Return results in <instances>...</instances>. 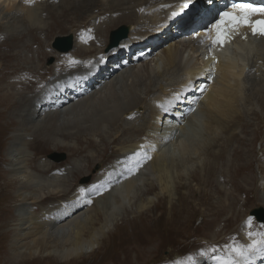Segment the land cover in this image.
<instances>
[{"label":"bare ground","instance_id":"bare-ground-1","mask_svg":"<svg viewBox=\"0 0 264 264\" xmlns=\"http://www.w3.org/2000/svg\"><path fill=\"white\" fill-rule=\"evenodd\" d=\"M177 1L178 0H111L106 4L108 5L107 8H102L100 4L101 0H58V4L53 3L52 0H35L33 5H26L23 3V0H0V31L2 30V33L5 32V38L2 41L7 42H0V46H5V48L9 49L6 53H0V59H5L3 61L6 66V68L1 67L0 64V70L2 69L1 71L8 76L12 75L11 73H13V75L17 74L15 76L17 78L16 80L12 76L13 79L17 81V84L20 83L22 86H28L32 89L30 91L31 95L29 94L30 97L29 95L25 97V95L16 94L17 99L15 98L16 102L14 101L13 103V112H19L20 116L18 117H21V119L17 120V118L15 119L13 116L12 123L15 127L13 133H11V137H9V139L7 138L9 141V150L7 151L9 155L7 164L9 165V170H7V172L9 173L10 183L3 180L0 182V203L3 204L5 202L6 204L12 200L13 202H18V204L11 206L14 211H17V215L13 214L14 227L13 235L10 238V254L12 257L7 260V264H41L42 262H39L40 259H44V262H48V259H51L60 264H79L81 260L83 261L84 258L88 257L91 258L89 264H139V262L141 264L143 262L142 260L139 262L136 261L157 251V247H159L158 243L160 242H157L159 239L160 227L156 225V227L153 228L150 226L145 228L143 227L145 223L148 221L150 222L152 217L158 224L164 219V223L168 225L169 228L174 225H181L183 222L179 219L180 215L179 213L177 214L172 205V200L174 198L172 176L174 168L179 167V163H174V161H178L179 159H177V157L180 158L182 155H184V157L178 162H181V160L183 161V159L190 155H195L196 153L202 154V152L205 155H209L212 161L214 159H222L223 152L215 153L214 151L219 136L223 137L221 145H225L224 147L231 143V141L237 140L236 143L238 147L234 149V156H232L236 159L237 163L235 162L232 164L234 169L228 178H225L232 186L233 194L227 193L224 189H219L218 187L220 186L216 187L214 190L216 194L222 195V198H218L217 202L224 206L221 207V211L219 209L217 210L216 216L211 220V223H217V226H215L214 232L210 233L208 238L212 239V242L208 244L210 247L214 246L215 242L213 239L215 240L217 236L220 235L219 233H222L220 236L221 239L216 242V245L230 243L232 242L230 239L232 237H235L236 242L240 244L249 242L246 236V232L249 231V229L245 224L247 217H245L244 210L237 211L234 206L238 201L237 197L239 195H248L251 191V189L244 188L238 182L239 178L244 184L253 185V181L247 180V177L253 170H251V159L242 160L241 158L242 151L240 147L245 142L246 138L244 139L241 137L236 130L239 128L240 132L247 134L249 132L247 130L249 126H251V124L249 125V123L244 120V115L240 109V102L243 100L244 96L241 80L243 79L242 77L246 76L254 67L251 64L245 63L248 55L252 52L258 53L259 59H262L264 64V37H249V39L247 38L248 40L242 37L239 38L238 34L240 30L244 29L241 28L223 47L216 46L210 51L209 41L205 38V32H203L201 26L206 24V20H211V18H213L215 12L218 11L217 9H221L224 0H203V2L202 0H198L203 4L198 3L200 6L195 8L197 5V3H195L192 7V9H195L185 12L180 20L184 21L185 25H188L190 21L194 20L193 18H197L195 26L198 27V32H196L197 37H195V39H198V45L194 46L191 44L192 46L190 49L196 54L195 51L198 53L202 48L208 46L205 50H202L203 52L201 51L203 58L200 62L197 60L195 66L186 65L180 70V74L176 77V81L171 84H164L162 82L154 91L150 88H146V98L144 99H139L134 93L130 92L123 102L113 104V102L117 101V98L112 94V92H114L116 95L115 91H112V86L117 82L120 83V77H123L130 67L125 59L129 58L130 62H135V59L141 55L142 52L145 50L152 51L155 49L156 45L159 46L162 44L161 40L158 42V37L152 39H149L151 36L147 37L149 36V32L147 28H144L145 26L153 25L159 27L156 32L163 31L164 37L184 34L186 26H180L178 23L179 20L177 21L175 19L173 23L175 25V30H172V21H169L172 18L170 14L175 17L172 12H177L180 9L179 3L176 6ZM186 5L188 6V4ZM187 6L185 9H187ZM174 8L175 10H173ZM167 9L168 12L166 11ZM95 11L99 12L98 15L95 14L99 19H96V25L94 24L95 26L93 27V24L90 25L89 21L85 23V18H83V16L86 13L89 14ZM40 12H45L51 20L48 25L50 30L47 36L57 30L60 32L62 30L67 31L68 27L66 24L71 18L82 20V24L85 23V25L78 26L79 28L72 25L67 32L62 31V36L70 37V39L72 37L74 43L72 47H70L71 49L69 48L70 50L58 52L56 50L51 51L54 55L62 57V59L57 58L61 60H57V62H59L57 65L58 69L55 71L53 69L52 74L54 76L46 82L43 77L44 75H39L41 80L37 78L36 83L27 84L28 82L26 83L25 80L21 81L22 77L20 78V75L27 71L23 68L9 65L6 59L14 56V54H12L13 49L24 37L29 36L33 44H37V47L43 45L35 35L37 31L46 30L43 29V24L40 25L37 22V20L40 19L38 16ZM159 12H162L161 18L156 20V15H159ZM112 15H114V18H112ZM136 17L138 18L136 19ZM207 23L209 24V21ZM119 24L128 25V33L131 32L129 33L130 35L118 41L116 44H119L115 48H110L108 51L106 50L104 52L106 42H108V33ZM161 28L162 30L159 31ZM81 29H85L86 33L85 31H80ZM135 32H139L141 36L146 38H144V40H139L140 38L133 36ZM197 33H199V35H197ZM246 35L244 33V36ZM95 40L101 42L104 48L102 47L99 55L92 59L90 53L95 50L92 48ZM230 42L233 43V48H230ZM161 46H163V50L161 51L163 59L158 57L155 60V69L152 71L159 73L166 68L170 73L180 64L184 63L185 56L183 52H177L178 45L174 44V42H171L170 45L163 43ZM26 47H28V43ZM186 47H188V45ZM213 56L216 57L214 75H212L214 63L212 59ZM119 57L122 58L117 67L115 61ZM140 58L138 60H142L143 56ZM70 59L79 61V63H77L79 65L70 68V66H72L68 63ZM35 61H37V59ZM142 61H140V63ZM54 63H56V60ZM135 63L132 65H135ZM53 67L55 68L54 64L53 66L52 64L50 66L43 64L45 71L51 70ZM31 72L32 71H30V73ZM34 72L36 71L34 70ZM8 76H6L5 85L7 91L16 89L14 88L15 83L13 81L11 82V78ZM211 77H213V79ZM38 83H43L45 85L39 88L36 87ZM104 90L105 92L102 94V97L100 95L101 93L97 98L94 97L97 95L96 92H102ZM176 93L180 95L179 100L174 99ZM257 94L259 95L258 97L262 96L261 101L264 106V79L260 86L256 89L252 88L246 97L249 99L251 95L256 96ZM110 104L112 106H110ZM160 104L168 108V111L158 106ZM30 108H32L33 111L31 110L30 115L26 117L25 112L29 111ZM140 108L142 110L138 113L136 121L135 117L129 115L135 113V111H138ZM159 109L161 110L159 111ZM189 109L193 110L189 111ZM81 114L83 117L79 119L78 116L80 117ZM124 117H129L134 125L131 127H122L120 131L124 135H134L137 133L136 135L139 137L136 138L135 135L128 140L123 139L119 141V144L122 145L118 148V153L116 154L118 158L114 161V165L110 167L111 170L107 171V169H100L97 174L95 173L90 186H73L69 179L63 177L50 182L53 183L52 186L54 188H48L50 184L42 182L39 179L41 176L48 174L57 164L47 161L46 159L41 164L36 165L34 161L32 164L30 163L31 167L36 171V175H31L32 173L25 174L23 164L28 161L25 156L27 150L25 148L26 146H35L33 141L27 140L29 139L27 137L34 136L35 134L38 136L37 133L41 134L45 131L49 133L55 129L57 131L60 121H62L61 124L68 125L71 123L70 119H74L73 125L74 128L76 127V133L79 134H76L77 137L81 138V136H83L82 132L84 131H93L102 134L104 130H101L99 124L106 121L115 128V126L118 127L121 123L126 122ZM0 119L3 120L2 116H0ZM36 119L37 121H35ZM140 121H142V124ZM136 122L140 123L138 125L142 126V128L140 127L141 129L138 126L139 130L135 129ZM4 123H1V125L6 126ZM261 123L264 127V119ZM83 124H86L85 128H82ZM202 125L204 126L205 138L201 137L202 130L199 129ZM64 130L66 129L62 131ZM114 131L116 132V130ZM174 131L176 132L174 133ZM177 131L180 134H177ZM189 133L191 134L189 135ZM47 135L48 133H46V136ZM62 135H65V133ZM104 135H106V133ZM184 135L192 138V142H190V138H188V141L187 137H184ZM110 136L112 135L110 134ZM2 137L4 138V129H0V138ZM254 137V139L249 140L252 146H255L258 136ZM47 139L49 142L50 138ZM173 139H178V144L174 149H172V145L175 142ZM194 139L195 141L193 142ZM50 140H52V137ZM115 140L116 139H114L113 142ZM39 141L40 139H38V142ZM90 143L89 141V144ZM104 145L106 146L107 144L104 142ZM141 145L145 146L144 151L151 157V159L146 161L148 164H145L147 166L149 165V172L153 174L152 178L148 177L151 180L148 182L147 192L152 191L154 186H157L160 196L156 194L147 197L145 200H139L136 206V216L141 220L143 228H141V232L138 231L139 233H137V230L135 231L132 227V221H129L130 232H124L121 230V226H115L114 224L115 219L111 211H109V202H111L109 198L114 196V198H117L115 201L118 202L123 196H125V198L132 196L131 193L135 190L137 184L146 176V174L143 173L148 170L141 173L142 175L135 174L137 170L144 168L143 166H140L141 168L136 166V172L132 171L130 173L128 169L129 163L134 160L129 159V157H132L134 152L140 150ZM51 146L52 145L49 147ZM54 147L55 146H52V148ZM210 157H208V159H210ZM240 160L242 163L239 162ZM259 161H261V163L263 162L262 159ZM93 163L95 162L91 159L89 165L92 166ZM176 169L175 172H177ZM69 173L74 176L75 179H78L79 176L83 174L79 167L73 168ZM143 175L145 176L142 177ZM22 176L25 177L22 178ZM208 176L209 175H206V179H203L205 184L210 180H207ZM16 177L21 178V180L23 179V181L15 179ZM36 177H38V179ZM33 179L37 181L34 182ZM258 182L259 186L257 189L264 195V172L263 176L258 178ZM11 184H13L14 187L17 186V188L14 190L13 195H7L4 193V190L7 185ZM118 184H120L119 187L117 186ZM43 185H47L46 188H44ZM93 185H103V187L100 188V192L103 191V194L98 195L96 191H88L84 194L79 192L80 188L91 189ZM120 187L122 188V192L118 190ZM43 189L46 190V193L44 192V195L39 196L37 191L42 192ZM247 190H249V192ZM101 195L102 197H100ZM163 198L168 202L167 217L165 218L161 214L152 216L151 209L154 207L155 209H161ZM88 200H91L92 203H90L91 205L88 207V210H85V207L89 204L86 202ZM47 201H52L51 204L53 205L45 206L44 203ZM253 202L254 204L259 203L264 207L263 201L257 196L254 198ZM28 204H30L28 207L30 211L27 212L25 207H27ZM5 207H8V205L6 204ZM34 208L38 211H35ZM225 210L229 213V216L225 218L226 221H223L220 217L222 214L226 213ZM260 210L263 211L260 215L264 218V210ZM4 211V207L0 208V217L3 216ZM144 213L145 216L143 215ZM222 221L223 223H221ZM122 224L123 222H120V225ZM260 225L261 223H253L250 230L264 231V228H261ZM222 229L223 231L220 232ZM97 248H99L98 251ZM101 249L103 250L100 251ZM53 252L56 253V255H49V253ZM179 258H183V255H179L177 259ZM207 264H211V262L207 261ZM250 264H264V256H256Z\"/></svg>","mask_w":264,"mask_h":264},{"label":"rangeland","instance_id":"rangeland-1","mask_svg":"<svg viewBox=\"0 0 264 264\" xmlns=\"http://www.w3.org/2000/svg\"><path fill=\"white\" fill-rule=\"evenodd\" d=\"M109 1H111V0H101L100 4H101L102 8H107L108 5H106V4H108ZM52 2L55 4H58V0H52ZM202 2H203V0H202ZM202 2H199L198 0H185V1L184 0H178L177 1L176 6L179 3L180 9L177 12L176 11L172 12V13H175V17L172 16V14H170L172 18L169 21H172L171 22L172 30H175V27H174L175 25L173 24L175 19L177 21L179 20L178 23L180 24V26H182V27L186 26L185 27L186 30H185L184 34H177L176 36H173V37H166V36L164 37L163 31H161V30L166 24L159 30L161 32H156L159 28L157 26L155 27L153 25H150V26L144 27V28H147V30L149 32L148 33L149 36H147V37L151 36L149 39H152L154 37H158V42L161 40L162 44H160L159 46L156 45L155 49H153L152 51L145 50L144 52H142L141 55H139L138 57L143 56V59H142L143 61L138 60L139 59L138 57L135 59L136 63L130 62L129 58L125 59L126 63L128 65H130V67H129V70L123 75V77H120V79H121L120 83L117 82L114 86H112V91H115L116 95L114 94V92H112V91L111 92H112L113 96H115L117 98V101L113 102V104L114 103L118 104V103L123 102L125 97H127V94H129L130 92L134 93L137 98L139 97V99H144V98H146V93H145L146 88H150L151 90L154 91L157 89L159 84H162V82L164 84H171V83L176 81V77L180 74V70L183 69L186 65L195 66L197 64V60H198V62H200V60L203 58V54H202L203 51L202 50L203 49L205 50L208 46L205 48H202L200 51L198 50L199 51L198 53H197V51H195L196 54H194L193 50L190 49V47L192 45H194V46L198 45V43H197L198 39L197 38L195 39V37H197L196 32H198L197 31L198 27L195 26L197 18L196 17L193 18L194 20L190 21V23L188 25H185L184 21H181L180 18L183 16V14L185 12L191 10L195 3H197L195 8H197L198 6H200V4H203ZM198 3H200V4H198ZM186 4H188L187 9H185ZM176 6H175V8H176ZM161 8H163V7H161ZM175 8L173 10H175ZM194 9H192V10H194ZM98 11L93 12L94 14L93 13H89V14L86 13L83 16V18H85V23L87 21H89V24L90 25L93 24L92 26L94 27L96 25L97 20L99 19L95 15V14L98 15V13H99ZM166 11L168 12V9ZM39 14H38V16L40 17V19L37 20V22L40 25L43 24L44 26H42V27H43V29H46V30H43L45 33L42 30L37 31L35 33V35L43 45L41 47H39V46L37 47L36 46L37 44L36 43L33 44V41H31V38L29 36L24 37L23 40L18 42V44L15 46V48L13 47L14 49H13L12 54H14V56L6 59L7 63L9 65H13V67L23 68L28 73H30V71H32L30 74H28L27 72H23L20 75V78L22 77L21 81L25 80L26 83L28 82L27 84H29V83L31 84L33 82L36 83L37 78H38V80H41L39 78V75H44L43 77H44L46 82L49 81V79L52 76H54L52 74L53 69H54V71L58 69L57 65L59 62H57V60L62 59L61 56L54 55V53L51 52L52 50L53 51L56 50L58 52V50L52 46L54 38L59 37V36L62 37L63 32H67L68 29L70 28V26H72V25L74 27L77 26V28L85 25V23L82 24V22H81L82 20L71 18V19H69V21H72V22L67 21V24H66V26L68 27L67 31L62 30L63 32L62 31L60 32L59 30H57V31L53 32L52 34H49L48 36H50V37H48L47 34L50 30V27H48V25H49L51 20L49 19V16L45 12H40ZM158 14L159 15H156V20L161 18L162 12H159ZM215 14H216V16H215ZM215 14H214V16L217 18V15H218L217 11L215 12ZM113 16L114 15H112V18H114ZM115 17H117V16H115ZM215 17L211 18V20H209V19L206 20V23L208 21H209V23L213 22ZM92 18L95 20H93ZM137 18L138 17H136V19ZM91 19H92V21H91ZM119 25H126V24H119ZM119 25H117V27ZM128 25H129V23H128ZM128 25H126V26H128ZM21 28H23V27H21ZM127 28L129 29V26ZM80 31L84 32L85 29H81ZM4 33L5 32L2 33V30L0 31V39H1L0 42L1 43H7L5 41H2L5 38ZM85 33H86V31H85ZM129 33H131V32H129ZM129 33L127 32V35L125 38H127L130 35ZM244 33L246 35L245 29H241L239 34H238V37L239 38L242 37L244 39V37H245ZM57 34H60V35H57ZM77 35H78V32H77ZM86 35H88V34H86ZM133 36L140 38L139 40H144V38H146L144 36H141L139 34V32H135ZM247 38L249 39L248 34L246 35L245 40H248ZM70 40L72 41V44H73L74 39L71 37ZM171 42H174V44L178 45V50H177L178 53L183 52V54L185 56L184 57L185 58L184 63L180 64L175 70H173L170 73L168 72V70L166 68L162 72H159V73L152 71L153 69H155L154 68L155 60L158 57L163 59L162 53H161V51L163 50V46H161V45H163V43H165L166 45H170ZM27 43H28V47H26ZM106 44H107V42H106ZM118 44H116L114 47H111V48H115ZM187 45H188V47H186ZM229 45H230V48H233V46H234L232 42H230ZM102 47H103V45L101 42H99L98 40L94 41V46L92 48L95 50L90 53V55L92 56V59L96 58L99 55ZM32 48H33L34 53L32 52ZM108 49H110V48H108ZM108 49H107V45H106L104 52L106 50L108 51ZM7 51H9L8 48H5V46H0V53H6ZM57 58H61V59H57ZM121 58L122 57H119L115 61L116 66L118 64H120ZM36 59H37V61H35ZM3 60H5V59H3ZM3 60L0 59L1 67L6 68ZM55 60H56V63H54ZM32 61L33 62L35 61V62L33 63ZM140 61H142V62L140 63ZM21 63H22V65H21ZM134 63H135V65H132ZM245 63L251 64L254 67L251 69L250 72H248V74L246 76L242 77L243 79L241 80V82L243 84L242 90H243L244 96H243V100L240 102V109L242 111V114L244 115V120L247 121L249 123V125L251 124V126H249V128H248L247 131H249V132L247 134L240 132L239 128H237L236 131L239 132L241 137H243L244 139L246 138L245 142L240 147V149L242 151L241 152V158H242V160L243 159H247V160L251 159V170H253V171H251V174L247 177V180L253 181L254 183L252 182L253 185L252 184L247 185V184H244L243 182H241V179L239 178L238 182L244 188L251 189V191H250L251 193L249 192V190H247L249 192L248 195H239L237 197L238 201L236 202L234 208L237 211L244 210L245 217H248V216L254 217L253 223H261V224L263 223L264 224V221L262 222V221L256 220V216L254 215L256 210H260V209L264 210V207L259 203L254 204V202H253L254 198L257 196L264 203V195L262 194V192L260 190L257 189V187L259 186L258 178L260 176H263V172H264V157H263V155H264V148H263L264 147V127H263V124L261 123V121L264 119V106H263V103L261 101L262 96L258 97L259 95L257 94L256 96L251 95V97L249 99L246 97V95L250 92V90L252 88H255V89L258 88V86H260V84L263 82L264 64H263L262 59H259L258 53H253V52L250 55H248ZM43 64L48 65V66H50L51 64L53 66V64H54L55 68L53 67L51 70L45 71V69L43 68ZM76 65H79V64L72 65V66H70V68H73ZM1 70H0V78H1L0 79V116H2L3 120L0 119V129H4V138L3 137L0 138V182L3 180L5 182L10 183L9 182V180H10L9 173L7 172V170H9V168H8L9 165H7L8 164V157H9V155L7 154V151L9 150L8 149V145H9L8 139H9V137H11V133H13V129L15 127V126H13V123H12L13 122V116L15 117V119L17 118V120L21 119V117H18V116H20L19 112H17V111L13 112V103H14V101L16 102V99H17L16 94H22L23 96L25 95V97H27L29 94L31 95L30 91L32 89L28 86H24V85L22 86L20 83L17 84V81H15L17 79L15 77L17 74L13 75V73H11L12 75L8 76L6 73H3ZM34 70L36 72H34ZM49 74H50V76H49ZM5 75L11 78V82L13 81L15 83L14 88H16V89L7 91V89L5 87L7 77ZM23 75H24V77H23ZM12 76L15 78V80L13 79ZM48 76H49V78H48ZM107 78H110V77H107ZM211 78L213 79V77H211ZM2 79H4V80H2ZM40 85H42V86H40ZM44 85L45 84H43V83H38L36 85V87L41 88ZM19 88L22 89L23 91L20 90ZM113 88H115V89H113ZM130 89H131V91H130ZM104 92H105V90L102 92L98 91V92H96L97 95H95L94 97L97 98L100 93H101L100 95L102 97V94ZM3 94H4V97H3ZM30 95H29V97H30ZM1 100H4V101H1ZM4 103H6V104H4ZM111 104H110V106H112ZM262 106H263V108H262ZM3 109H4V111H3ZM31 110H32V108H30L29 111L25 112L26 117L28 115H30ZM141 110L142 109L140 108L138 111H135V113H133L129 116L135 117L136 121H137L138 113H140ZM160 110L161 109H159V111ZM82 117H83L82 114L80 115V117L78 116L79 119L80 118L82 119ZM70 118H72V117H70ZM70 120H71V123H69L70 125L69 124L68 125L61 124L62 121H60L58 123V125L59 124L60 125L59 126L57 125L59 128V129H57V131L55 129L54 131H50V133L45 131L41 134L37 133L38 136L35 134L34 136L27 137V138L31 139V140H29V139H27V140L33 141L35 146H30V147L26 146V148H25V149H27L25 156L28 160L27 162H25L26 164L25 163L23 164L25 174H27V173L31 174L32 173L31 175H36V173H35L36 171L30 165V163L32 164L33 161L35 162L36 165L43 163V161L45 159L47 161H50L52 163L57 164L55 167H53L54 169H52L45 176H41V178L39 179L42 182L49 183L50 186L48 188H54L52 186L53 183H50V182L55 181L56 179H61L63 177L65 179H69V181L73 184V186H75V185L76 186L77 185H86V187L90 186V183H91L95 173L97 174L100 169L101 170L107 169V171L111 170L110 167L114 165V161H116L118 158L116 156V154L118 153V148L122 145V144L121 145L119 144V141H122L123 139L128 140L137 134L134 132L135 133L134 135H132V134H130V135L125 134L124 135L120 131L122 127H131L132 125H134V124H132V122H131L132 120H130L129 117L128 118L124 117V120L126 121V122H124L125 124L121 123L120 126L119 125H118V127L115 126L116 129L113 126H111L108 122L105 121L104 123L99 124V127L101 128V130L102 131L104 130L102 132V134H98V133H95L93 131H90V132L84 131V132H82L83 136H81V138H80V137H77V135H79V134L76 133V127L74 128V125H73L74 119H70ZM35 121H37V119ZM1 123L6 124V126L1 125ZM140 123L142 124V121H140ZM140 123L136 122L137 125L135 124V129L139 130L140 127L142 128V126L138 125ZM85 125L86 124H83L82 128H85ZM110 127H113V128H110ZM63 129H66V130L62 131ZM199 129L202 130L201 137L205 138L204 126L202 125L201 127H199ZM110 130H111V133H110ZM114 130H116V132ZM175 132L176 131H174V133ZM46 133H48L47 136H46ZM63 133H65V135H67V136L62 135ZM103 133L104 134L106 133V135H104ZM110 134L112 136H110ZM177 134H180V133H178V131H177ZM190 134L191 133H189V135ZM144 135H145V133H144ZM186 135H188V134H186ZM186 135H184V137H187ZM35 136H37V137H35ZM254 136H258V138L256 140L255 146H252V144L250 143L249 140L254 139L255 138ZM51 137H52V140H50ZM138 137L139 136L136 135V138H138ZM47 138H50L49 142H48ZM188 138H190V137H187V140L189 141ZM38 139H40V141H42V142H40V141L38 142ZM53 139H54V141H53ZM100 139H101V141H100ZM114 139H116V140L113 142ZM195 139L193 140V142L195 141ZM190 140H191L190 142H192V138H190ZM89 141L91 142L90 144H89ZM173 141H175V142L172 145L173 148L171 146L172 149L176 148V145L178 144V142H177L178 139L177 140L173 139ZM222 141H223V137L219 136V139L217 138V142H216L217 148L216 147L214 148L215 153L223 152L222 159H217V160L214 159L212 161V158L209 155H205L202 152V154H199V153H196L195 155L188 154L190 156L187 157L188 159L187 158L183 159L184 162L181 160L182 163L178 162V161H180V159H182V157H184V155L180 156V158L177 157V159H179L178 161H176V160L174 161V163H176V162L179 163V167H176L177 169L174 168V173L172 176L173 177L172 188H173V192H174V198L172 200V205H173L175 211L177 212V214L179 213V215H180L179 219L183 222L181 225H178V226L174 225L177 229L174 226L169 228V226L164 223V219L159 224L156 223V220L153 217L151 218L150 222L149 221L146 222L145 225L143 226L145 228H147L149 226L153 228V227H156V225H158L160 227L159 228L160 229L159 239L157 240V242L160 241L158 243L159 247H157V251H154V252L150 253L149 255L144 256L143 259H141V258L138 259L136 262H139L142 260L143 262L141 264H170V261L177 259V257L179 255H183V257H186L188 255L198 254L200 249L210 247V245L208 243L212 242V239H209L208 237H209L210 233L214 232L213 230L215 229V226H217V223L213 224V223H211L212 222L211 220H212V218H214L216 216L217 210L219 209L221 211L222 210L221 207L224 206V205L222 206L221 204H219V202H217L218 198H222V195L216 194V192L214 190L216 187L220 186V187H218L219 189H221V190L224 189L227 193L233 194L232 186L229 184V181L225 180V178H228V176L230 175V173L234 169L232 167V164H234L236 162V159L232 156H234L233 155L234 149H236L238 147L237 143H236L237 140L231 141V143L227 144L226 147H224L225 145H221ZM104 142H105V144H107L106 146L104 145ZM232 142H234L235 144ZM50 145L55 146L57 148H55V147L52 148V146L49 147ZM83 145H84V147H83ZM28 151H30V152H28ZM31 152H32V154H31ZM60 154H62L64 157H63V159H60L58 161H56L52 157V155H60ZM191 154H193V153H191ZM208 157H210V159H208ZM91 159H93L95 162L92 164V166L89 165V162H91ZM137 159H139V158H136V159H134L135 161L132 160L133 162L129 163L128 169L134 168L135 169L134 171L136 172L137 164L135 162ZM260 159L263 160L262 163H261V161H259ZM198 160H199V162H198ZM142 161L140 163L141 165L139 164V168H141L140 166H143L144 168L137 170V172L135 174L138 175V174L143 173L145 170H148V171L143 173V174H146V176L145 175L142 176V177H144V176L145 177L142 178V181H140L138 183L139 185L137 184V187L131 193L132 196H128L127 198H125V196H123L124 198L121 197L120 201H118L120 203L115 201V200H117V198H114V196L113 197L111 196L109 198V201H111V202H109V211H111V213L115 219V220L113 219L114 224H115V226H121V230L124 232H130V225H129L130 222L129 221H132V227L135 231L137 230L136 231L137 233L141 232V230H142L141 228H143L141 225V220L138 218V216H136L137 215V213H136L137 203L139 202V200H145L147 197H150V196H153L156 194H157V196H160L157 186H154L152 191L147 192L148 182L151 180L150 178L153 177V174H151L149 172V165L148 166L145 165L147 163L146 161H148V159H144ZM239 162H241V160ZM106 166H108V167H106ZM75 167L81 168L82 173H83L79 176V178L77 177L78 179H75L74 176H72L69 173V171H71ZM175 169L177 172H175ZM27 170H29V171H27ZM140 171H142V172H140ZM253 172H254V174H253ZM147 174H148V176H147ZM206 175H209L207 180H209V179L210 180L205 184L204 183L205 181H203V179H206ZM24 177L25 176H22V178H24ZM84 177H89V179L87 181H85L84 183H81L82 182L81 179ZM148 177H150V178H148ZM36 178L38 179V177H36ZM15 179L21 180V178H17V177ZM13 180H14V176H13ZM21 181H23V179ZM33 181L35 182L37 180L33 179ZM119 185L120 184H118L117 186L119 187ZM43 186H44V188H46L47 185H43ZM118 187H115V188H118ZM16 188H17V186L14 187L13 184L7 185L6 189L4 190V193H6L7 195H13L14 190ZM118 190L120 192H122L121 187ZM44 192L46 193L45 189H43L42 192L37 191V194L39 196H42L45 194ZM102 192L103 191H101L100 194H103ZM95 195H97V194H95ZM234 195H235V193H234ZM100 197H102V195ZM125 201L127 204L125 203ZM219 201H220V199H219ZM51 202L52 201H50V202L47 201L44 204H45V206L53 205V204H51ZM6 204L8 205V207H5ZM6 204L4 202L3 204L0 205V208H2V207L5 208V211L3 212V216L0 217V264H7V260H9V258L11 259V257H12L10 254L11 253V251H10L11 239L10 238L13 235V227H14V225H13V214L17 215V211H14L11 206L18 204V202L17 201L13 202V200H12L11 202H7ZM113 204H115V205H113ZM128 204H130V205H128ZM162 204L163 205H162L161 209H155V207L151 209L152 216H155L156 214H161L165 218L167 217L168 202L164 198L162 199ZM90 205L91 204H88L85 207V210H88V207ZM29 206H30V204H28V206L25 207L27 212L30 211L28 208ZM238 207L239 208L242 207V208L239 209ZM7 209H9V210H7ZM124 209L126 212L124 211ZM34 210L38 211L36 208H34ZM227 211H228V209H227ZM227 211L225 214H222L220 217L221 219H223V221H226L225 218H227L229 216V213H228L229 211L228 212ZM147 213H150V212H147ZM125 214H126V216H125ZM143 215L145 216V213ZM205 220H206V222H205ZM242 220H243V218H242ZM223 221L221 223H223ZM120 222H123V224L120 225ZM133 222H134V224H133ZM142 222H145V221H142ZM222 231H223V229L220 230V232H222ZM219 234L220 235L217 236V238L215 240L213 239V241L215 242L214 243L215 245H216V242H218V240L221 239L220 236L222 233H219ZM223 245L224 244H222V245L219 244L216 246H223ZM98 250H99V248H97V251ZM102 250L103 249H101L100 251H102ZM49 255L54 256V255H56V253H54V252L49 253ZM196 258L198 260H201L202 264H207V261H204L198 255ZM90 259L91 258H89V257L84 258L83 261L81 260V263L82 264H89ZM39 262H42L41 264L59 263L56 261H52L51 259H48V262H46V261L44 262V259H40ZM81 263H79V264H81ZM139 264H140V262H139Z\"/></svg>","mask_w":264,"mask_h":264},{"label":"snow or ice","instance_id":"snow-or-ice-1","mask_svg":"<svg viewBox=\"0 0 264 264\" xmlns=\"http://www.w3.org/2000/svg\"><path fill=\"white\" fill-rule=\"evenodd\" d=\"M26 5H33L35 0H23ZM187 6V5H185ZM175 15V13H173ZM247 27L250 29L253 36L264 37V2L252 3L247 0H233L230 6H226L224 10L219 11L218 18L205 27V38L209 41V50L216 46L223 47L228 43L233 36L241 29ZM199 35V33H197ZM246 38V36L244 37ZM83 39V37H82ZM213 70L212 75L215 74V61L216 57L213 56ZM69 65H75L79 63L74 59L68 61ZM175 100L180 99L179 93L174 95ZM168 111V108L164 105H158ZM193 109H189L192 111ZM131 118V117H130ZM144 145L140 146V150L133 153L129 159H136L137 167L144 159H151V157L144 151ZM135 169H129L131 173ZM103 185H93L91 189L80 188L79 192L84 194L88 191H96L100 194V188ZM92 203L91 200L86 201ZM254 217L248 216L245 224L249 231L246 232L249 242L246 244H240L236 242V238H230L232 242L226 243L223 246H211L208 248H202L198 254L188 255L183 258L175 259L171 261V264H202L201 260H198L197 255L204 261H210L211 264H250V262L256 256H264V231H252ZM264 228V224L260 225Z\"/></svg>","mask_w":264,"mask_h":264},{"label":"water","instance_id":"water-1","mask_svg":"<svg viewBox=\"0 0 264 264\" xmlns=\"http://www.w3.org/2000/svg\"><path fill=\"white\" fill-rule=\"evenodd\" d=\"M124 27L121 26L120 28H118L117 30H113L109 33V44L107 46V49L112 47L113 45H115L121 38L125 37L126 36V30L123 29ZM52 46L54 48H58L60 49L61 51H66L68 50L71 46H72V41L70 40V37H65V36H62V37H56L54 38L53 40V43H52ZM52 157L58 161L60 159H63V155L60 154V155H52ZM89 179V177H84L82 178V182L81 183H84L85 181H87ZM259 220H264L263 217H259L258 218Z\"/></svg>","mask_w":264,"mask_h":264}]
</instances>
